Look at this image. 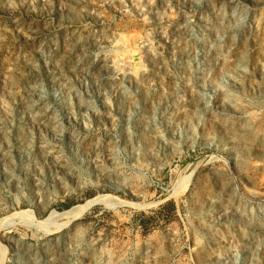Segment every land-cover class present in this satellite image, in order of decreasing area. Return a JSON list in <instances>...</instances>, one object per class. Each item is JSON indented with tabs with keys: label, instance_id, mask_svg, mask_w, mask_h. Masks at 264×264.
<instances>
[{
	"label": "rangeland",
	"instance_id": "1",
	"mask_svg": "<svg viewBox=\"0 0 264 264\" xmlns=\"http://www.w3.org/2000/svg\"><path fill=\"white\" fill-rule=\"evenodd\" d=\"M0 264H264V0H0Z\"/></svg>",
	"mask_w": 264,
	"mask_h": 264
},
{
	"label": "bare ground",
	"instance_id": "2",
	"mask_svg": "<svg viewBox=\"0 0 264 264\" xmlns=\"http://www.w3.org/2000/svg\"><path fill=\"white\" fill-rule=\"evenodd\" d=\"M110 199H111V198H110ZM108 201H109V200H108ZM76 211H77L76 209H73V210L70 211V213L72 214L73 212H76ZM67 214H68V213H67ZM67 214H66V215H67ZM62 216H63V215H62ZM64 216H65V215H64Z\"/></svg>",
	"mask_w": 264,
	"mask_h": 264
}]
</instances>
